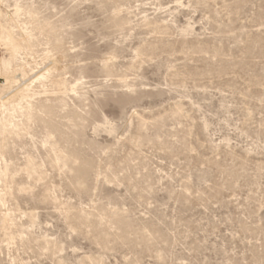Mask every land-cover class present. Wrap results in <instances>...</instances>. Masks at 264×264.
Listing matches in <instances>:
<instances>
[{
  "label": "rangeland",
  "instance_id": "374dc122",
  "mask_svg": "<svg viewBox=\"0 0 264 264\" xmlns=\"http://www.w3.org/2000/svg\"><path fill=\"white\" fill-rule=\"evenodd\" d=\"M0 14V264H264V0Z\"/></svg>",
  "mask_w": 264,
  "mask_h": 264
},
{
  "label": "bare ground",
  "instance_id": "6f19581e",
  "mask_svg": "<svg viewBox=\"0 0 264 264\" xmlns=\"http://www.w3.org/2000/svg\"><path fill=\"white\" fill-rule=\"evenodd\" d=\"M1 17L2 15L0 14V43L4 45L5 48L7 47V50L10 51L11 53V59H9V61H3L2 63H0V69H2L6 74L5 86L7 87L15 79V75H16L15 71L12 68V62L16 60L17 57H19L18 55L20 54V52L28 50L31 42H30L29 34L25 36V38L17 39L14 36L13 31L8 30L7 26L5 25L6 23H3V21L1 20L3 19V17L2 18ZM20 69H18L17 71H19ZM22 96H23V91L19 90V92L11 99L21 98ZM0 99L1 102L5 101L3 97H0ZM8 103H10V100L3 102V106L7 105Z\"/></svg>",
  "mask_w": 264,
  "mask_h": 264
}]
</instances>
